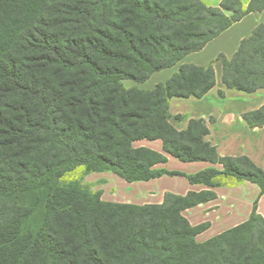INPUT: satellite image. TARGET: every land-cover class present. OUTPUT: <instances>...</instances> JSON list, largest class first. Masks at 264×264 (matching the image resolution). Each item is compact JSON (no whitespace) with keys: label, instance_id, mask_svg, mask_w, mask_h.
Masks as SVG:
<instances>
[{"label":"trees","instance_id":"16d2710c","mask_svg":"<svg viewBox=\"0 0 264 264\" xmlns=\"http://www.w3.org/2000/svg\"><path fill=\"white\" fill-rule=\"evenodd\" d=\"M263 10L264 0L245 10L240 0H0V264H264L257 202L248 221L199 244L208 224L181 213L216 199L211 191L134 206L60 184L80 167L128 183L184 175L156 169L170 156L221 166L186 175L191 184L234 178L263 195L264 169L221 157L205 120L179 131L171 120L184 117L170 113L172 98L200 99L216 85L212 65L184 59ZM218 60L227 88L264 89V24ZM176 66L152 89L138 86ZM243 119L264 127V106ZM142 140L162 141L163 153L136 148Z\"/></svg>","mask_w":264,"mask_h":264},{"label":"crops","instance_id":"0c3cea01","mask_svg":"<svg viewBox=\"0 0 264 264\" xmlns=\"http://www.w3.org/2000/svg\"><path fill=\"white\" fill-rule=\"evenodd\" d=\"M201 1L206 6L218 7L223 0ZM240 1L245 10L251 0ZM261 24H264V10L248 14L210 41L204 49L188 55L182 63L214 67L216 85L200 99L195 97L172 98L170 113L172 116L184 117L181 120H171L172 125L179 131L186 130L191 119L205 120L210 131L205 140L216 148L221 157H248L258 167L264 169V127L250 128L243 119L245 113L264 106V89L247 93L227 88L222 81V62L218 60L220 55L231 58L237 52L241 41L249 37ZM177 70L178 66L157 72L150 80L155 86L160 82H165ZM144 84L138 86L144 88ZM221 92L225 94L224 97L220 95ZM134 146L163 153V143L160 140L137 141ZM167 157L168 162L157 165L156 169H166L184 175H165L150 181L134 183H127L121 179V183L131 187L130 198L140 204H161L167 193L179 196H186L189 192L211 191L215 193L216 199L190 210L193 226L208 224V228L200 235V237H205L204 240L216 237L248 221L256 202V212L264 219V194L260 195L258 185L226 177L219 179L221 185L218 187L191 184L186 175H193L211 168L221 170V166L209 162L183 163L170 156Z\"/></svg>","mask_w":264,"mask_h":264},{"label":"rangeland","instance_id":"374dc122","mask_svg":"<svg viewBox=\"0 0 264 264\" xmlns=\"http://www.w3.org/2000/svg\"><path fill=\"white\" fill-rule=\"evenodd\" d=\"M149 81L150 82L144 84L145 89H152L154 87L153 82L151 80ZM130 83H131L130 81H126L125 84L126 86H129ZM60 184L65 187L76 186L77 188L80 189V191H83L85 193L94 194V195L98 194L100 195V200L104 203L126 204V205H134V206L161 205L164 203L163 201L161 204H140L138 201L133 200L132 198H130L132 195V190L130 189L131 187H127L128 185L126 183H125L126 185L121 183V178H119L118 176H116L111 172L87 174L84 168L80 167L75 171L66 174L61 179ZM167 194H173V193H167ZM22 200L29 202L31 200V195H24L22 197ZM190 210H192V208L182 211L181 214L191 224V226H193L192 211ZM202 233L196 236V241L199 244L206 243L214 238L213 237L208 240H204L205 237L204 238L200 237Z\"/></svg>","mask_w":264,"mask_h":264}]
</instances>
